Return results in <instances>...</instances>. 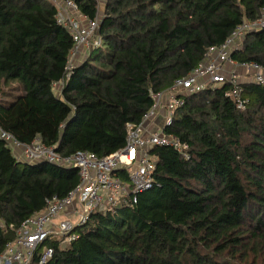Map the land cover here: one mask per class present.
Listing matches in <instances>:
<instances>
[{
    "label": "trees",
    "instance_id": "16d2710c",
    "mask_svg": "<svg viewBox=\"0 0 264 264\" xmlns=\"http://www.w3.org/2000/svg\"><path fill=\"white\" fill-rule=\"evenodd\" d=\"M99 18L100 43L71 61L72 34L50 0H0V127L62 155L99 157L126 145L152 93L171 88L224 43L264 0H73ZM237 62L264 65V28L246 33ZM230 80L191 94L165 130L189 145H154L152 185L90 213L48 264H264V84ZM117 175L130 182L128 170ZM78 169L19 160L0 138V252L14 228L66 196Z\"/></svg>",
    "mask_w": 264,
    "mask_h": 264
},
{
    "label": "built area",
    "instance_id": "2783aa9c",
    "mask_svg": "<svg viewBox=\"0 0 264 264\" xmlns=\"http://www.w3.org/2000/svg\"><path fill=\"white\" fill-rule=\"evenodd\" d=\"M50 1L57 9V21L73 36L71 61L83 50L100 43L98 17L89 19L83 15L73 0ZM260 28H264V12L253 21L244 20L237 25L221 45L210 47L205 59L187 76L176 79L171 88L152 93L151 109L139 124H127L126 145L109 155L99 157L88 151L62 155L40 138L25 143L0 127V138L19 160L49 161L76 168L80 176L79 183L66 196H51L45 208L23 220L18 227L10 226L15 235L0 252V264H48L55 248L45 243L47 240H55L60 246L68 244L77 236L74 228L85 223L92 211L111 208L130 194L136 201V193L152 185L155 168L149 152L152 146L173 145L189 157V145L165 130L172 123L176 109L184 103L179 93L191 94L228 79L234 87L227 94L238 108L244 109L247 100L242 97L240 82L252 80L264 84V65L255 61L237 62L232 52L241 46L246 33ZM239 68L244 71L243 76L238 73ZM159 114L163 122L153 127L152 121ZM119 169L128 170L130 182L117 175Z\"/></svg>",
    "mask_w": 264,
    "mask_h": 264
},
{
    "label": "crops",
    "instance_id": "0c3cea01",
    "mask_svg": "<svg viewBox=\"0 0 264 264\" xmlns=\"http://www.w3.org/2000/svg\"><path fill=\"white\" fill-rule=\"evenodd\" d=\"M105 2H106V0H105ZM104 7V6H103ZM103 10V9H102ZM243 70L242 69H238V73L241 75V76H243ZM162 122H163V119H162V117L160 116V114L157 116V117H155L154 119H153V121H152V123L154 124H152L153 125V127H156V126H159V125H161L162 124Z\"/></svg>",
    "mask_w": 264,
    "mask_h": 264
},
{
    "label": "rangeland",
    "instance_id": "374dc122",
    "mask_svg": "<svg viewBox=\"0 0 264 264\" xmlns=\"http://www.w3.org/2000/svg\"><path fill=\"white\" fill-rule=\"evenodd\" d=\"M99 1V7H100V10L103 9V6H104V3H105V0H98ZM84 51V50H83ZM78 57V56H77ZM76 57V58H77ZM71 63H73V61H71Z\"/></svg>",
    "mask_w": 264,
    "mask_h": 264
},
{
    "label": "water",
    "instance_id": "95a60500",
    "mask_svg": "<svg viewBox=\"0 0 264 264\" xmlns=\"http://www.w3.org/2000/svg\"><path fill=\"white\" fill-rule=\"evenodd\" d=\"M36 162H39V161H35V162H27V163H36Z\"/></svg>",
    "mask_w": 264,
    "mask_h": 264
}]
</instances>
